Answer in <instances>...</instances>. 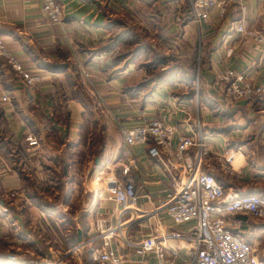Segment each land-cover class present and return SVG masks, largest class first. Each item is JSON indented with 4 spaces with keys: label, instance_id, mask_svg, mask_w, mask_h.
Here are the masks:
<instances>
[{
    "label": "crops",
    "instance_id": "0c3cea01",
    "mask_svg": "<svg viewBox=\"0 0 264 264\" xmlns=\"http://www.w3.org/2000/svg\"><path fill=\"white\" fill-rule=\"evenodd\" d=\"M59 1L62 19L54 23L35 0H0L6 49L39 75L29 86L0 63V207L7 208L0 210V264L41 263L51 257L47 252L53 245H68L77 228L85 233L94 216L114 225L118 208L103 179L111 173L123 179L119 165L125 147L135 159L125 178L133 181L138 195L134 209L120 216L133 219L123 227L125 234L135 240L142 232L172 225L155 208L180 176L181 161L171 155L175 138L151 157L144 144L125 145L120 132L154 117L176 130L200 129L206 150L200 167L215 175L227 195L264 197V97L232 98L216 78L234 68L264 84V43L230 27L240 16L237 4H229L223 14L209 7L207 17L197 21L193 0H188L187 17L182 14L187 0ZM244 4L248 26L264 30V0ZM130 31L147 46L158 41L166 58L159 69L188 59L197 48L195 81L151 80L150 50L132 54L138 40L121 49ZM28 132L38 137L36 145L26 143ZM228 149H239L245 157L232 172L224 167ZM195 152L191 147L186 153L194 157ZM106 160L114 170H107ZM242 215L248 216L234 215V228L254 244L264 222ZM110 246L137 257L116 237Z\"/></svg>",
    "mask_w": 264,
    "mask_h": 264
},
{
    "label": "built area",
    "instance_id": "2783aa9c",
    "mask_svg": "<svg viewBox=\"0 0 264 264\" xmlns=\"http://www.w3.org/2000/svg\"><path fill=\"white\" fill-rule=\"evenodd\" d=\"M41 11L50 21L58 23L62 19V5L59 0H35ZM245 0H193L192 11L195 20L206 18L209 7L216 6L223 14L231 3L238 5L240 16L230 27L248 35L253 41L264 43V30L248 26ZM0 58L16 73L26 85L39 80V75L31 73L10 53L0 36ZM217 83L222 85L232 98L264 97V84L252 82L243 70L226 68L216 75ZM5 98V95H2ZM125 145L144 144L151 157H157L162 147H168L172 138L175 145L171 155L180 163V176L173 179L164 190V199L155 209L163 210L170 219L169 225L157 233L151 230L142 232L131 240L123 227L133 219L120 218L127 209H134L137 193L132 180L125 178L131 171L135 159L127 155L120 163L123 179L112 173L103 179L109 196L118 208V219L114 225L107 223L103 216H94L87 224L85 236L79 243L71 244L66 252L78 251L87 246L91 260L104 264H264V257L257 253L255 245L241 237L233 229L237 221L231 220L236 213H246L254 218H264V197L256 193L226 194L223 185L215 175L200 167L205 154V142L200 129L196 132L176 130L170 123L159 118H151L120 130ZM28 145H36L38 137L26 133ZM196 148L195 156L187 155V150ZM245 157L239 149H228L223 155L224 167L232 172ZM112 162L106 160L107 170H114ZM14 195L13 191L9 192ZM7 208L1 206L0 210ZM116 237L122 245L131 246L136 258L127 257L110 246L111 238ZM179 242L190 246L187 255ZM42 258L39 264H61L62 254Z\"/></svg>",
    "mask_w": 264,
    "mask_h": 264
},
{
    "label": "trees",
    "instance_id": "16d2710c",
    "mask_svg": "<svg viewBox=\"0 0 264 264\" xmlns=\"http://www.w3.org/2000/svg\"><path fill=\"white\" fill-rule=\"evenodd\" d=\"M183 11L184 12L182 14H184V16L187 17V16H189V14L191 15V6H190V3L188 0L185 2V6L183 7ZM175 16H176V13L173 12L172 17H175ZM125 34L129 35V38L125 37L123 39L124 42H122V48L126 47L127 44H131V42H133V41L137 42V40H138L139 45L138 44L134 45V48L132 50V54L139 53L145 47L148 48L147 51L150 50V60H151L152 64H154L153 67H155V70L152 72L151 80H154L156 83L164 82V81L165 82L171 81L174 78L187 79L190 83L195 81V79H196L195 67H196L197 48L196 49L194 48L192 50V54L189 53L188 59H181V58L176 59V61H171V64L166 65L165 68L159 69L158 66H159L160 61L161 62L166 61L164 54L161 53V50L159 48L160 45L157 44L158 46L155 45L154 47H151L150 45L147 46L146 42H142L140 40V38H141L140 35L137 36V34L131 32V31L128 33H125ZM104 48H107V46ZM1 61H3V60L0 59V63H1ZM178 69H181L180 74H178ZM185 71H186V74H183ZM181 76H183V77H181ZM198 85H199V82H198ZM194 86H195V84L192 86V89L195 91ZM189 95H191V93H189ZM250 193H253V192H250ZM248 216L242 215L244 220H247ZM86 227H87V225H86ZM86 227H85V230H86ZM233 230L237 233L236 228H234ZM82 234L85 235V233H82ZM74 243L75 242H74L72 236H70L69 244H74Z\"/></svg>",
    "mask_w": 264,
    "mask_h": 264
},
{
    "label": "rangeland",
    "instance_id": "374dc122",
    "mask_svg": "<svg viewBox=\"0 0 264 264\" xmlns=\"http://www.w3.org/2000/svg\"><path fill=\"white\" fill-rule=\"evenodd\" d=\"M156 41V40H155ZM156 43L158 44V41H156ZM125 48V47H124ZM124 48H121L122 50H125ZM103 166V165H101ZM235 218L237 219V217L233 216L231 218V220H235ZM249 221H256V222H264L261 218H254L252 216H248ZM258 237H254V245L256 247L257 253L261 256L264 257V230H261L260 233H258ZM253 236H255L256 234H251ZM112 239V238H111ZM178 244H181L183 246L184 252L187 255H190V253L192 252V250L190 249V246L187 245L186 243L183 242H179ZM68 245H63L61 244V246H57V245H53L52 248L50 249L49 252H47V255L50 253L51 257L55 256L54 254L58 255V254H62V261L61 264H104L101 262H96L91 260V258L89 257V252H88V248L87 246H83L82 248H80L78 251H74V252H66ZM48 251V250H47Z\"/></svg>",
    "mask_w": 264,
    "mask_h": 264
},
{
    "label": "water",
    "instance_id": "95a60500",
    "mask_svg": "<svg viewBox=\"0 0 264 264\" xmlns=\"http://www.w3.org/2000/svg\"><path fill=\"white\" fill-rule=\"evenodd\" d=\"M94 161H95V162L98 161V157H97V156L94 158ZM99 165H100V164H99ZM81 234H82V233H81V230H80L79 228H77V229H76V232H75V234H74V238H73V240H74L75 243H77V242L80 241Z\"/></svg>",
    "mask_w": 264,
    "mask_h": 264
},
{
    "label": "bare ground",
    "instance_id": "6f19581e",
    "mask_svg": "<svg viewBox=\"0 0 264 264\" xmlns=\"http://www.w3.org/2000/svg\"><path fill=\"white\" fill-rule=\"evenodd\" d=\"M82 238H83V236H82V234H81V238H80V241H81V239H82ZM80 241H79V242H80ZM79 242H77V243H79ZM74 244H76V243H74Z\"/></svg>",
    "mask_w": 264,
    "mask_h": 264
}]
</instances>
